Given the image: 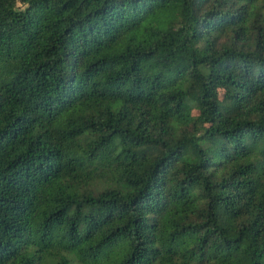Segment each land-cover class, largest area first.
Instances as JSON below:
<instances>
[{"label": "trees", "instance_id": "obj_1", "mask_svg": "<svg viewBox=\"0 0 264 264\" xmlns=\"http://www.w3.org/2000/svg\"><path fill=\"white\" fill-rule=\"evenodd\" d=\"M202 1L0 0V264H264V0Z\"/></svg>", "mask_w": 264, "mask_h": 264}, {"label": "rangeland", "instance_id": "obj_2", "mask_svg": "<svg viewBox=\"0 0 264 264\" xmlns=\"http://www.w3.org/2000/svg\"><path fill=\"white\" fill-rule=\"evenodd\" d=\"M207 2H208V0H203L202 1V5L206 4ZM260 2H261V0H257L256 4H260ZM150 21L151 20L148 19L147 16H144L138 21V23L128 24L126 29L121 34H123V35H126V34L140 35L142 29L149 28ZM218 97L220 99L223 97V90H221V89L218 90ZM187 112L189 114H191V116L192 115H196L197 114V109H196V107L194 105H192V106H189L187 108ZM171 121L173 122V125H177L180 122V121H178L176 119V117H173L171 119ZM249 148H250V150H252L254 147L249 146ZM250 156H251L252 159L255 160L257 169H262L263 172H264V159L260 160V158H258L257 150H254ZM168 224H169L168 223V216H166L165 221H164V226H167Z\"/></svg>", "mask_w": 264, "mask_h": 264}]
</instances>
